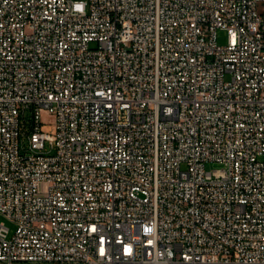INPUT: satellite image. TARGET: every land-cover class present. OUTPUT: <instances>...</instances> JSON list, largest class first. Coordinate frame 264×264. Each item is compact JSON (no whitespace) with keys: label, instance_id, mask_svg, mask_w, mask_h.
Masks as SVG:
<instances>
[{"label":"built area","instance_id":"obj_1","mask_svg":"<svg viewBox=\"0 0 264 264\" xmlns=\"http://www.w3.org/2000/svg\"><path fill=\"white\" fill-rule=\"evenodd\" d=\"M0 215V264H264V0H0Z\"/></svg>","mask_w":264,"mask_h":264},{"label":"rangeland","instance_id":"obj_2","mask_svg":"<svg viewBox=\"0 0 264 264\" xmlns=\"http://www.w3.org/2000/svg\"><path fill=\"white\" fill-rule=\"evenodd\" d=\"M227 40H228L227 31L223 29H219L218 30V42L220 44H226ZM43 117L45 118V115H43ZM218 166H220V164L217 162H208L206 164L207 169H212ZM0 221L5 222V224L10 228V236H11L16 228V225L2 215H0Z\"/></svg>","mask_w":264,"mask_h":264}]
</instances>
